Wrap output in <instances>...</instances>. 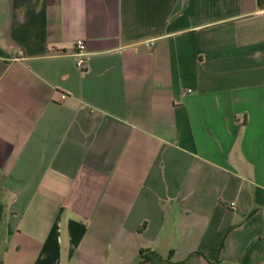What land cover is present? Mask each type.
Returning a JSON list of instances; mask_svg holds the SVG:
<instances>
[{"label": "crops", "instance_id": "obj_1", "mask_svg": "<svg viewBox=\"0 0 264 264\" xmlns=\"http://www.w3.org/2000/svg\"><path fill=\"white\" fill-rule=\"evenodd\" d=\"M0 264H264V6L0 0Z\"/></svg>", "mask_w": 264, "mask_h": 264}, {"label": "built area", "instance_id": "obj_2", "mask_svg": "<svg viewBox=\"0 0 264 264\" xmlns=\"http://www.w3.org/2000/svg\"><path fill=\"white\" fill-rule=\"evenodd\" d=\"M75 46V55L77 56V66L82 68L84 64V49H85V43L82 39H77L74 43ZM62 98L65 97V95H61ZM229 208L235 209L236 208V203L235 202H230L229 203Z\"/></svg>", "mask_w": 264, "mask_h": 264}, {"label": "trees", "instance_id": "obj_3", "mask_svg": "<svg viewBox=\"0 0 264 264\" xmlns=\"http://www.w3.org/2000/svg\"><path fill=\"white\" fill-rule=\"evenodd\" d=\"M257 5L259 7H263L264 6V0H257Z\"/></svg>", "mask_w": 264, "mask_h": 264}]
</instances>
